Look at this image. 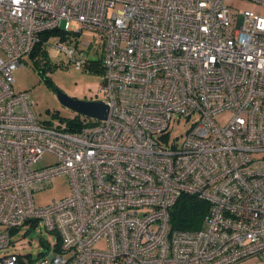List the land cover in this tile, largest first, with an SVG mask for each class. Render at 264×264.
<instances>
[{
  "label": "built area",
  "instance_id": "2783aa9c",
  "mask_svg": "<svg viewBox=\"0 0 264 264\" xmlns=\"http://www.w3.org/2000/svg\"><path fill=\"white\" fill-rule=\"evenodd\" d=\"M0 0V264H32L10 234L39 220L56 236L36 264H233L264 259V0ZM70 21L103 39L107 117L43 125L13 70L48 31L75 68ZM90 44L89 42H84ZM230 114L224 125L216 115ZM93 117V116H92ZM191 120L180 138L169 127ZM95 118V117H94ZM57 160L35 167L44 153ZM261 154V157H256ZM66 174L71 192L37 207ZM181 193L207 200L195 230L173 229ZM35 206V207H34ZM104 247H97L98 242Z\"/></svg>",
  "mask_w": 264,
  "mask_h": 264
},
{
  "label": "rangeland",
  "instance_id": "374dc122",
  "mask_svg": "<svg viewBox=\"0 0 264 264\" xmlns=\"http://www.w3.org/2000/svg\"><path fill=\"white\" fill-rule=\"evenodd\" d=\"M235 8H247L248 2L242 0H234ZM70 31L64 39L67 46L75 47L77 50H82L89 60H97L102 55L103 39L97 31L91 29H83L76 33L77 24L70 21ZM62 36V33L56 32L51 34L47 46L46 63L50 65V69L44 70L46 80L42 74L37 72L34 66V60L38 57L26 55L22 59L26 65L16 67L12 73L14 82L12 88L15 92H25L31 102L30 109L33 114L38 117L43 125L57 127L68 119H77L88 125L98 124V119L79 113L70 107H67L59 100L57 90L62 91L68 96L78 99H96L103 100L105 95L100 91L99 87L102 84L101 72L95 68L90 70L81 67L75 68L74 62L70 60L64 52L56 53L50 47L51 43L57 41ZM89 42L90 44H85ZM45 50V49H44ZM43 63V67L48 64ZM230 114L222 112L216 115L219 124L224 125L227 122ZM191 120L184 117L178 121L172 122L169 127L168 140H181L180 138L190 128ZM256 157H261V154H256ZM57 160L54 154L46 152L42 155L41 160L36 163L35 167H45L54 163ZM69 178L66 174H60L53 178L49 186L46 188L33 191L34 205L43 207L50 204L53 199L58 200L67 196L71 192ZM34 206V207H35ZM3 227L0 226V230ZM11 244L8 250L15 251L26 259H32L36 264V259L40 254L46 251L47 242L51 243L56 236L53 232L45 231L43 224L39 220L26 222L18 229L12 230L10 234ZM97 247H104L105 242L101 241L96 244ZM233 264H264V259L260 257H248L245 260Z\"/></svg>",
  "mask_w": 264,
  "mask_h": 264
},
{
  "label": "trees",
  "instance_id": "16d2710c",
  "mask_svg": "<svg viewBox=\"0 0 264 264\" xmlns=\"http://www.w3.org/2000/svg\"><path fill=\"white\" fill-rule=\"evenodd\" d=\"M59 32L58 30L48 31L47 33L43 34L42 39H46L50 34ZM38 57L34 60V66L37 68V72L44 76L45 80L47 79L45 76L44 70L50 69V65L46 63V50L41 48V43L37 44L32 52L29 54L30 57ZM48 64L47 67H43V63ZM95 68L102 72L100 59L97 60H90V64L87 66V69ZM68 130H76L79 129L81 123L77 119H68L65 121ZM209 203L207 200L201 199L196 194H188V193H181V195L177 198L176 203L171 207L170 213V220L169 224L173 229H180V230H195L201 226V222L203 218L208 213Z\"/></svg>",
  "mask_w": 264,
  "mask_h": 264
},
{
  "label": "water",
  "instance_id": "95a60500",
  "mask_svg": "<svg viewBox=\"0 0 264 264\" xmlns=\"http://www.w3.org/2000/svg\"><path fill=\"white\" fill-rule=\"evenodd\" d=\"M56 96H58L61 103L79 113L98 119H105L107 117L109 107L103 100L78 99L68 96L60 90H57Z\"/></svg>",
  "mask_w": 264,
  "mask_h": 264
}]
</instances>
